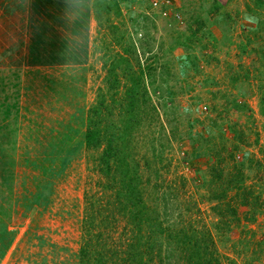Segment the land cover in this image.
Segmentation results:
<instances>
[{
  "label": "rangeland",
  "instance_id": "rangeland-1",
  "mask_svg": "<svg viewBox=\"0 0 264 264\" xmlns=\"http://www.w3.org/2000/svg\"><path fill=\"white\" fill-rule=\"evenodd\" d=\"M95 11L88 65L34 73L19 86L16 136L37 138L25 149L3 148L0 199L16 186L40 204L16 205L13 227H57L49 232L63 264H136L129 257L141 241L132 242L131 230L166 243L167 233L153 231L193 228L210 234L214 264H264V0H94ZM124 113L137 123L123 133ZM96 120L123 129L115 181L102 172L107 143L86 145ZM234 132L242 142L226 139ZM123 179L138 186L153 221L133 222L108 205L118 195L131 198ZM164 194L172 195L168 203ZM221 195L220 205L211 201Z\"/></svg>",
  "mask_w": 264,
  "mask_h": 264
},
{
  "label": "crops",
  "instance_id": "crops-1",
  "mask_svg": "<svg viewBox=\"0 0 264 264\" xmlns=\"http://www.w3.org/2000/svg\"><path fill=\"white\" fill-rule=\"evenodd\" d=\"M93 1L0 0V133L5 134V137H0V156L3 148L10 150L14 145L19 148L23 144L25 149L28 141L33 142L37 138V132L33 138L29 136V140H21L16 136L19 86H26L30 75L34 73L83 69L89 64L92 29L95 27ZM21 94L25 95V92ZM13 131L16 132L13 135L16 138L12 137ZM21 193H24L23 190L14 186L13 196L6 195L0 199V222L3 221L0 223V264H63L64 259H58L62 247L56 245L57 239L49 232L52 230L57 234V227L46 225L48 229L44 230V225L30 222L28 227L24 225L20 230L22 232L13 227L10 216L14 214L16 205L22 203L24 207H31L40 204V201L31 203L34 198L24 200ZM6 198H16L17 201L9 206ZM2 202L5 204L2 205ZM1 209L4 218L1 217ZM29 227L33 228L28 230ZM34 238L36 242L31 243ZM53 239L56 248L53 246L50 249L47 244L42 247L44 251H40L41 242L45 244ZM29 240L30 244H27ZM34 250L39 253H34ZM49 251L56 253V257L48 254Z\"/></svg>",
  "mask_w": 264,
  "mask_h": 264
},
{
  "label": "trees",
  "instance_id": "trees-1",
  "mask_svg": "<svg viewBox=\"0 0 264 264\" xmlns=\"http://www.w3.org/2000/svg\"><path fill=\"white\" fill-rule=\"evenodd\" d=\"M101 5H104V3H101ZM97 6V4H96ZM98 7V6H97ZM106 8V6L104 5L103 7L99 8L100 10H104ZM96 12L95 11V18H97L96 16ZM195 59L192 61L194 63ZM121 64V63H120ZM117 64L114 65L112 67V71H111V75L112 77H114L116 75V70H117ZM262 102H264L262 100ZM127 107L133 108L136 107L133 102H129L127 103ZM101 110V107L95 108L93 110L94 113H97V115L99 114L98 111ZM261 112L264 114V103L263 106L261 108ZM123 115H125L127 117V114L124 113ZM136 119H134L133 117L129 118L127 117V119L124 120V130L120 128H115V127H110V128H106V124H103L104 122H100L98 120H96V122H89V127H88V131L86 133L85 136V141H86V145L87 148L89 149H98V147H100L102 145V142L105 141L107 144L105 145L106 147L104 148L102 154H101V167H102V172L104 173V175L110 177L111 180L115 181V177H113L116 173L121 172L120 171V165H122L120 162L118 161H122L123 159V154H124V148L118 146V141L120 139L124 140L122 138V136H120L119 134H121L122 130L123 133L128 131L129 129V125L133 124L135 122ZM137 123V121L135 122V124ZM101 124L103 126H101ZM228 141H230L231 143H240L242 142V136L240 133H236L234 132V134L229 138L227 136L226 138ZM222 141H224V139L221 138ZM221 141V142H222ZM125 166V165H124ZM123 166V173H126V170ZM125 170V171H124ZM123 185H125L127 187V183L125 182V180L123 179ZM162 186V185H160ZM150 187H158L156 184L151 185ZM123 190H127L131 191V198L128 197L126 195H118L115 199V201L113 203L108 202V205H113V206H117L118 210V214L122 215L124 212V215H127L130 217H132L133 222L134 220H139L142 221V223H148L149 221H153V215H152V211L151 209H149L148 204L143 202L142 200V196L140 193V190L138 188V186L132 187V190L127 188H124ZM154 198L156 196H158L157 192L153 193ZM172 197V195H165L162 196L163 201L168 203L170 198ZM122 198V199H121ZM225 198V195H221L217 198H213L211 199V201H219L218 205L221 204V201ZM118 202V204H116ZM130 209H137L138 213H134L129 211ZM128 209V210H126ZM229 209V208H228ZM234 209V208H232ZM230 210V209H229ZM92 212V210H91ZM231 213H233L234 216H236V212L234 210L231 211ZM98 215H101V212L99 211L97 213ZM112 219V218H110ZM86 220L88 221V225H87V229H86V233L90 234L93 232V230H89L88 227L93 226L95 223V219H92V217L90 218H86ZM104 221V218L102 219V223ZM140 225V224H139ZM192 228V227H191ZM190 228V229H191ZM138 231L140 232L141 229L140 227L137 228ZM185 230V229H184ZM130 233H132L131 235V240L132 242L136 241L138 242V240L141 241V243H138L137 246H134V249L136 250L134 253L130 254V261L133 262V260H136V264H151L152 261H154L155 259H159L160 264H180V262L182 261L183 264H214L215 262L213 261V250H211V244L212 239L210 237L209 233L206 232H197V230H195L194 228L192 229L191 232H188V230L186 231H182L177 232V233H170V232H166V230H159V231H153V234L155 235H167L165 236V241L166 243L163 242V237H158V238H154V236L152 237V235H148L149 237L146 238V240L142 241L141 238L142 236H135V233L133 230L130 231ZM209 235L208 238H204L205 235ZM88 252L86 254H84V256H87ZM145 254H147L145 256ZM163 255V256H162ZM133 259V260H132ZM207 261V263H206ZM124 264H130V262H128V260L124 261Z\"/></svg>",
  "mask_w": 264,
  "mask_h": 264
}]
</instances>
